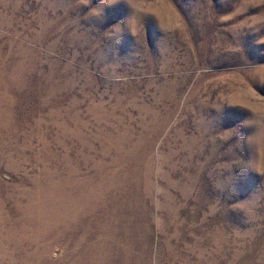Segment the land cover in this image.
<instances>
[{"label":"rangeland","instance_id":"rangeland-1","mask_svg":"<svg viewBox=\"0 0 264 264\" xmlns=\"http://www.w3.org/2000/svg\"><path fill=\"white\" fill-rule=\"evenodd\" d=\"M0 264H264V0H0Z\"/></svg>","mask_w":264,"mask_h":264}]
</instances>
